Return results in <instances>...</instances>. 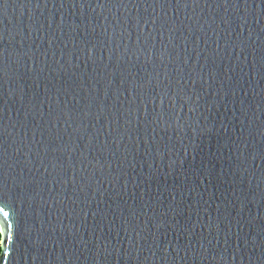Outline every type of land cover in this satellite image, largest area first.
Masks as SVG:
<instances>
[{
    "label": "water",
    "instance_id": "water-1",
    "mask_svg": "<svg viewBox=\"0 0 264 264\" xmlns=\"http://www.w3.org/2000/svg\"><path fill=\"white\" fill-rule=\"evenodd\" d=\"M0 205V264H264V0H0Z\"/></svg>",
    "mask_w": 264,
    "mask_h": 264
},
{
    "label": "snow or ice",
    "instance_id": "snow-or-ice-1",
    "mask_svg": "<svg viewBox=\"0 0 264 264\" xmlns=\"http://www.w3.org/2000/svg\"><path fill=\"white\" fill-rule=\"evenodd\" d=\"M0 213L3 214L7 221L6 225L0 224V249L7 250L5 245L12 239V232L10 230L12 229L13 225L8 219L10 217V212L7 208L0 205Z\"/></svg>",
    "mask_w": 264,
    "mask_h": 264
}]
</instances>
